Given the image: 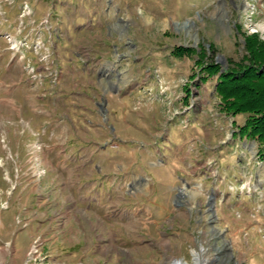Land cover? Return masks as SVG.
<instances>
[{
    "label": "rangeland",
    "instance_id": "374dc122",
    "mask_svg": "<svg viewBox=\"0 0 264 264\" xmlns=\"http://www.w3.org/2000/svg\"><path fill=\"white\" fill-rule=\"evenodd\" d=\"M254 38L264 0H0V81L59 107L38 129L18 119V141L0 112V264H264V141L216 91ZM51 147L87 171L90 198L45 246L10 205Z\"/></svg>",
    "mask_w": 264,
    "mask_h": 264
},
{
    "label": "crops",
    "instance_id": "0c3cea01",
    "mask_svg": "<svg viewBox=\"0 0 264 264\" xmlns=\"http://www.w3.org/2000/svg\"><path fill=\"white\" fill-rule=\"evenodd\" d=\"M3 77L6 78L5 75ZM44 86L45 89L47 83H44ZM38 98L41 100H34L29 96V90L23 85V81H0V112L2 111V113H4L2 116H5L6 120H9L8 122L13 123L12 127H7L5 130L6 135H8L9 138L12 137L14 141H18L16 137L18 136L19 128L21 127L18 122L21 117H26L28 113L30 116L32 114L36 117V119H34L35 117L32 118L31 116V118L35 120L34 122L27 120L29 126L32 127L33 125L32 128H37V121L40 119L43 120V122L44 120L46 122L50 120L51 123L57 119L56 114L57 109L59 108L58 104L50 105L47 99L43 97ZM69 103L64 102L63 105ZM68 106L70 108V104ZM70 120H72L71 117ZM49 129L50 127L46 128L45 132H49ZM12 138L10 139L12 140ZM62 152L63 154L61 152H56L52 147L49 150H43L40 152L41 162L46 168L45 175L32 181V183L28 182L29 180L27 181L22 178L21 181H19V191L10 205V209L13 213L20 211L23 218L28 222H32L30 228L31 233L36 232L42 235L43 245L45 246H48V244L51 245V243H56L57 240L59 242L61 239L58 238L62 237L65 233L69 234V220L77 219L80 221L83 219L79 212L88 207L86 204V207L82 209L83 207L78 205V201H83V199L87 201L86 199L90 198L89 195H83L90 187L89 181H80L81 178L87 177V175H85L87 171L83 170L79 165L68 166L67 164L62 165L61 162L54 161L56 155L59 157H62L63 155L64 157L71 156L68 154V151ZM20 163V166L23 167L24 160L22 159ZM10 172L14 173L13 164L10 166ZM63 175H66L67 179L72 181L65 183L66 181L62 180ZM101 185L102 184H99V186ZM49 186L50 189L45 191V188ZM59 186H61V188H58ZM74 186H76L77 200L73 193H70L71 195L67 194ZM60 192H63L64 196L61 197ZM64 201L72 202L70 206L72 214H70L69 211V203H63ZM83 215L85 216L84 213ZM60 217H64L67 222L66 224H63V226L62 224L57 223ZM67 225L69 229H66ZM66 238L68 237L66 236ZM68 239H70V237ZM59 245L62 244L59 243L58 246Z\"/></svg>",
    "mask_w": 264,
    "mask_h": 264
},
{
    "label": "trees",
    "instance_id": "16d2710c",
    "mask_svg": "<svg viewBox=\"0 0 264 264\" xmlns=\"http://www.w3.org/2000/svg\"><path fill=\"white\" fill-rule=\"evenodd\" d=\"M176 51L190 52V49L179 47ZM247 59L250 61L247 66L240 63L238 68L232 66L218 74L216 91L223 104L221 109L246 114L238 134L264 141V70L260 68L264 66V43L254 38ZM210 65L209 74L219 72L216 64Z\"/></svg>",
    "mask_w": 264,
    "mask_h": 264
},
{
    "label": "built area",
    "instance_id": "2783aa9c",
    "mask_svg": "<svg viewBox=\"0 0 264 264\" xmlns=\"http://www.w3.org/2000/svg\"><path fill=\"white\" fill-rule=\"evenodd\" d=\"M45 21H46V20H45ZM23 40H24V39H23ZM25 40H26V39H25ZM25 40H24V42H25ZM18 41H19V40H18ZM10 42L12 43V46H15V43H13V42H15V41H13V40L11 41V40H10ZM19 43H22V42L19 41ZM39 74H40V73H38V75H39ZM50 74H51V73H50ZM50 74H49V77H50ZM44 75H45V73L43 74V76H44ZM56 75H57V74H55L54 79H56ZM34 76H36V75H34ZM45 76H46V75H45ZM52 83H53V84H56V81H55V80H52ZM29 157H30V159H32V160L30 161V162L32 163V167L36 166V165H35V164H36V163H35V162H36V161H35V160H36V156H35V153H34L33 151H30V153H29ZM33 161H34V162H33ZM40 170H41V169H37V170H35V169L33 168V171H35L34 174L38 172V173H37L38 176H40V174H39V173H40ZM41 171H42V170H41ZM42 172H43V171H42ZM37 178H38V177H37ZM25 225H26V222H24L23 226H25Z\"/></svg>",
    "mask_w": 264,
    "mask_h": 264
},
{
    "label": "bare ground",
    "instance_id": "6f19581e",
    "mask_svg": "<svg viewBox=\"0 0 264 264\" xmlns=\"http://www.w3.org/2000/svg\"><path fill=\"white\" fill-rule=\"evenodd\" d=\"M196 264H205V260L197 259V257L194 259ZM169 264H184L180 260L171 259L169 261Z\"/></svg>",
    "mask_w": 264,
    "mask_h": 264
}]
</instances>
